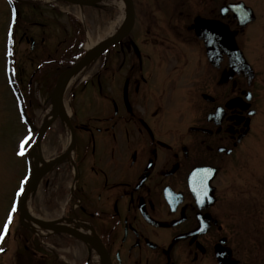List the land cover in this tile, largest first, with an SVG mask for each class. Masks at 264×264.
I'll return each instance as SVG.
<instances>
[{
  "label": "flooded vegetation",
  "instance_id": "obj_1",
  "mask_svg": "<svg viewBox=\"0 0 264 264\" xmlns=\"http://www.w3.org/2000/svg\"><path fill=\"white\" fill-rule=\"evenodd\" d=\"M129 1L132 16L125 12L127 26L115 33L122 37L65 92L69 129L57 118L51 132L62 135L67 157L42 181L50 189L46 210L57 215L64 199L63 218L79 220L94 234L102 256L92 251V262L83 245L78 264H218L217 256L225 264H257L247 248H260V229L248 231V222L254 217L251 223L259 226L255 215L264 189L257 188L264 176L250 184L245 175L238 185L226 177L244 164L241 150L264 104V50L257 53L264 32H256L260 48L253 59L244 47L248 28L264 21L261 0ZM235 1L253 12L243 27L224 10ZM35 11L39 18L40 8ZM118 15L116 5H104L98 24L118 21ZM215 21L237 31L254 80L232 72L220 51L208 57L201 38L214 37ZM45 56L54 61L49 52ZM63 70L47 66L51 86ZM199 168L205 170L193 177ZM39 262L65 264L46 256Z\"/></svg>",
  "mask_w": 264,
  "mask_h": 264
},
{
  "label": "rangeland",
  "instance_id": "obj_2",
  "mask_svg": "<svg viewBox=\"0 0 264 264\" xmlns=\"http://www.w3.org/2000/svg\"><path fill=\"white\" fill-rule=\"evenodd\" d=\"M248 1L252 3L255 0ZM57 8H59L61 12L59 16L57 15V19L60 23L64 22V16H66L67 13L73 16L75 15L79 18L81 17V9L78 6L58 4ZM258 8L259 10L264 8V0H261V4ZM43 10L44 12L36 21L39 23H43L42 26H44L46 29L48 28V26L50 27L49 30L45 31V34L43 36L45 37L44 46L51 47L52 49L56 40L59 41L62 39L61 29H59V31L56 30L55 28H59V26L57 24L53 26L54 22L49 20V18L47 17L50 15L48 8ZM96 15L97 14L95 10H89L88 8L85 9V21L90 22L89 24H86L87 34L90 38H92L94 44H98L102 40H104L107 34H109L108 32L110 31V26L114 24V20L109 21V23L98 24L96 21ZM120 15L117 16L118 19H120ZM12 16L13 8L9 0H0V233H3L2 236H5V239L3 240L0 238V251L4 250V248L7 247V251L4 257L3 254L0 255V264H12L14 252L18 244V242H15V240L19 239V236L22 235L21 233L23 231L19 229L18 217H16L17 199L15 193L16 191L20 192L22 190L23 183L27 180L30 174V165L28 158L18 154L20 151V139L25 134V131L27 132L28 130L20 118V110L17 106L12 92L15 88H17L18 91L23 92L24 85L19 81V79L21 77L27 83V80L31 75L32 68L34 67L32 65V61L35 53L34 50L30 51L29 45L19 37L22 30L21 28L27 27V34L25 35H33L36 36L35 38L37 39L38 35L40 34L39 33L37 35V33L41 32L40 29L42 28L41 26V28L37 29L33 27L32 24H19L22 19L24 20V22H31L35 21V19L38 17L35 10H31L28 5H22V7L20 8L21 19L18 23V26H16V35L14 34L13 36L15 47L13 53V46L10 45L11 34L9 33V26ZM28 16L30 18H28ZM122 22L123 19L120 22V25L122 24ZM256 23L255 25H251L248 28L247 32H249V37L244 41L246 52L252 59L260 48L258 45V42L260 41L257 40V38L259 37L258 35H256V32L259 31V28L262 32H264V21H260V25ZM261 24H263L262 27H260ZM49 32L54 34H48ZM47 34L49 35V37L47 36ZM254 34L256 35V37L254 36ZM263 50L264 42H262L261 48L257 53H261ZM29 51L30 53H28ZM7 53L8 56H10L11 54V58L6 56ZM92 65L94 67L96 65V61L93 62ZM16 71H19L18 73L20 74V77L16 75ZM253 91L254 94H256V91H260V89L256 87L253 89ZM42 98L40 102H43ZM46 111V104L45 107L44 104H41V108L34 111V122L36 124L40 123L41 116L43 117ZM27 135H30V133H26V136ZM34 138L35 135L33 134L29 140V143H31ZM46 141L47 143L42 146V153L46 158L53 157L55 154L54 148H56L57 146L60 147L64 144L63 139L54 137L49 138V136H46ZM241 155V160L244 161V164H242L241 166L232 167L230 176H227L226 178L230 179L231 184L236 183V185H238L239 178H244V176L246 175V183L253 184V179L255 178V176H264V104L260 108V113L254 118L252 122V130L250 136L246 140V143L242 147ZM243 167L245 168L243 169ZM258 167H260V170L258 169ZM222 187L223 185H221V188ZM263 189L264 180L263 185L259 186L257 190L259 192ZM38 201L40 200L36 198L31 201V204L28 207L29 212L34 215L41 216L45 219H47L48 217L54 218L55 216L47 214L44 206L40 205ZM41 202L43 203V201ZM13 206H15L14 211ZM257 211L258 214L255 215V221L259 224V226H253L251 221L254 219V217H252L248 222V231L260 229V238L262 244L259 251L251 247H248L247 251L250 254L252 260L257 259V261H260V259L262 258V262L264 264V201L263 203H261V207L258 208ZM9 213H11L10 220ZM6 222L8 223V228L5 230L4 225ZM7 236L8 240L5 245ZM33 240H37L35 241V244L33 246L37 251L38 245L41 242L38 241V238L36 237H33ZM66 249L69 253L64 255L62 260H65L70 264L76 262L78 256H82V251L80 250L82 249V246L77 242H74V244L71 243L69 247L66 246ZM246 264L249 263H247L246 261ZM257 264L261 263L258 262Z\"/></svg>",
  "mask_w": 264,
  "mask_h": 264
},
{
  "label": "water",
  "instance_id": "obj_3",
  "mask_svg": "<svg viewBox=\"0 0 264 264\" xmlns=\"http://www.w3.org/2000/svg\"><path fill=\"white\" fill-rule=\"evenodd\" d=\"M58 1L69 2V3L79 4V5H92L96 0H58ZM111 42H110V44H111ZM110 44H105V45L101 46L100 49L98 48V50L89 52L80 62H78L73 68H71L67 72L65 78H67L74 70L84 66L86 63H88L94 57L99 55L101 53V51L104 50L105 48H107ZM234 48H235V46H234ZM235 50H236V48H235ZM59 105L60 104L54 106V113H56V114L59 112ZM48 125H49V122L43 126V128L40 131L39 138L41 137V135L43 134L44 130L47 128ZM37 159H38V157H36V161H37ZM43 173L44 172H42V171H40V172L38 171V172L34 173L33 175H31L30 180L28 181V184L26 186V189H25L24 194H23V196H22V198L20 200V205H19L20 222L22 223L23 220L25 219V220L33 222V223L43 224V225H45L46 227L49 228V227H52V226H50L49 223L41 222V221H38V220L34 219L28 213H26V211L23 208L24 202L26 200V197H27L28 193L30 191H34V189L36 188V186H37V184H38V182H39V180H40V178H41ZM62 231L65 232V230H62ZM66 231H68V230H66ZM68 232L70 234H72L74 237H77L78 239H81L82 241H87L86 238L80 236L77 233H74L72 231H68Z\"/></svg>",
  "mask_w": 264,
  "mask_h": 264
},
{
  "label": "bare ground",
  "instance_id": "obj_4",
  "mask_svg": "<svg viewBox=\"0 0 264 264\" xmlns=\"http://www.w3.org/2000/svg\"><path fill=\"white\" fill-rule=\"evenodd\" d=\"M103 3L104 4H113L114 3V4H117V5H120L121 8L123 9V2H122V0H103ZM116 25H118V23H116ZM113 28H114V26L111 25L110 26V31H112ZM96 47H97V45L93 43L92 38L88 37L87 43L85 45V48L87 50H92V49H95ZM85 68L86 67H84L82 69H79L76 72H74L73 74H71L70 77L68 78V80L66 82H63V79H60V81L58 83V86H57L55 92L52 95V99H56L57 96H58V94L60 93V91H62V90H63V92L66 91V89L68 88V86H70V84L81 74V72ZM52 113H53L52 112V109H48L47 112L43 116V121L49 119L52 116ZM29 198H30V196H28V198L26 200V206L25 207H26L27 210H28V207H29V200H30ZM26 224L31 226V224L28 223V222H26ZM36 227L38 229H41V230L43 229V227L38 226V225ZM69 227L72 228V229H74V230H76V231H78V232H80V233H82V234H85V235L86 234H90L89 231L87 230V228L84 227V225H81V224L73 225V224H71Z\"/></svg>",
  "mask_w": 264,
  "mask_h": 264
},
{
  "label": "snow or ice",
  "instance_id": "obj_5",
  "mask_svg": "<svg viewBox=\"0 0 264 264\" xmlns=\"http://www.w3.org/2000/svg\"><path fill=\"white\" fill-rule=\"evenodd\" d=\"M27 140V137L24 140H21L20 142V151L18 154L23 155L24 150H25V142ZM15 210V206H13V211ZM11 219V213H9V220ZM8 228V223L6 222L4 225V229L6 230ZM3 233H0V236H2Z\"/></svg>",
  "mask_w": 264,
  "mask_h": 264
}]
</instances>
